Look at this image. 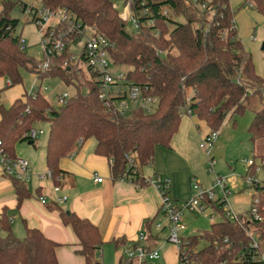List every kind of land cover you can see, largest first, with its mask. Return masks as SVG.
<instances>
[{
	"label": "trees",
	"instance_id": "trees-1",
	"mask_svg": "<svg viewBox=\"0 0 264 264\" xmlns=\"http://www.w3.org/2000/svg\"><path fill=\"white\" fill-rule=\"evenodd\" d=\"M114 3L115 0H41L42 6L70 14L107 38L112 44L114 63L129 68L128 84L141 86L147 89L146 95L157 97L156 109L147 113L133 108L125 116L110 111L100 100L95 76L78 68L71 60L70 49L53 58L54 65L49 70L42 71L41 61H35L21 48V38L16 35L19 20L11 16L14 8L25 13L29 6L5 1L0 12V77L10 79L13 87L22 83V70H26L38 79L59 77L65 85L75 88V94L57 107L42 92L35 96L26 92L9 107L0 105V142L5 155L17 159L16 145L34 144L25 135L36 129V124L47 121L50 129L46 165L54 186H60L64 174L60 160L71 155L79 141L83 145L93 139L94 152L110 162L114 181L124 179L144 187L149 182L142 170L152 164L157 146L171 149L181 125L182 108L189 109L211 131H218L228 115L243 114L254 100L261 108L248 131L253 146L264 141V76L257 74L253 57L239 38L235 11L228 0H134L135 11L147 13L141 17V29L133 33L126 30ZM247 4L264 17V0H248ZM259 159L264 168V154ZM251 171L256 175L257 166ZM8 178L17 206L21 207L32 194L24 181ZM262 184L254 188L251 209L239 214L246 219L242 225L226 217L219 200L214 202L211 207L220 220L205 233L184 238L181 249L188 258L197 264H257L264 257V181ZM253 208L259 219L252 213ZM56 211L61 223L77 239L75 253L85 264H102L95 257L103 244L98 227L74 212L61 208ZM0 217V264H59V243L40 229L27 226L25 237L19 238L5 210ZM151 225L147 221L145 228L149 231ZM252 239L259 242L257 253L250 247ZM135 245L125 240L115 242L121 250L119 264H134L126 261L122 248Z\"/></svg>",
	"mask_w": 264,
	"mask_h": 264
},
{
	"label": "crops",
	"instance_id": "crops-1",
	"mask_svg": "<svg viewBox=\"0 0 264 264\" xmlns=\"http://www.w3.org/2000/svg\"><path fill=\"white\" fill-rule=\"evenodd\" d=\"M5 1L11 0H0V12ZM13 1L33 7L42 6L41 0ZM242 1L230 0L231 8H235ZM242 16L245 18L247 14L244 13ZM3 82L4 79L0 77V105H3L11 88L2 90ZM23 95L24 93H21L12 97L9 106ZM184 117L192 119L180 125L178 133L172 140L171 149L157 146L152 164L142 170V175L149 180L158 176L168 179L170 196L177 202L188 201L192 197L189 178L195 161L193 145H196L202 137L207 136L210 130L205 123L207 129L199 126L198 122H203L196 116H183L182 118ZM47 141L48 138H38L34 144L24 142L16 145L17 158L27 160L31 172L29 183L26 186L32 197L25 200L21 207L17 206L12 181L3 174L0 163V213L5 210L13 223L15 217H11V214L12 211H16L23 221L24 228L25 226L38 228L47 238L59 243L60 247L57 249L59 264H85V262L75 253L77 239L72 230L61 223L56 208L74 212L81 218L89 219L98 227L103 240L99 250L100 258L105 254L103 248L110 245L117 253V264H119L121 250L116 248L115 242L125 240L129 245L137 244L139 236L145 234L147 241L143 244L151 249H159L160 259L165 264H180L178 247L167 242V229L161 232L155 229L157 223L163 225L166 223L159 214L161 196L153 184L148 183L144 187H139L128 181H114L111 177L110 162L95 154L96 142L90 139L83 145L77 146L71 155L60 160L59 166L64 173L60 178L61 195H66L68 200L59 205L55 201L57 195L53 191V181L39 178L48 171ZM95 177L102 178L103 182L96 183ZM212 182L213 176L208 185L205 183L203 185L211 186ZM227 182L228 186H231L232 182L229 178ZM42 196L47 199L45 205L39 200ZM147 221L152 223L149 231L145 228ZM183 236L188 235L185 232Z\"/></svg>",
	"mask_w": 264,
	"mask_h": 264
},
{
	"label": "built area",
	"instance_id": "built-area-1",
	"mask_svg": "<svg viewBox=\"0 0 264 264\" xmlns=\"http://www.w3.org/2000/svg\"><path fill=\"white\" fill-rule=\"evenodd\" d=\"M121 1L124 5V10L122 14L119 12L120 19L126 25L131 24L134 32L139 31L142 25L140 21L141 17L146 15L147 11L140 13L135 11L134 0ZM228 1L230 2V0ZM249 6L251 7V5ZM114 8L117 9L116 3H114ZM25 13L31 17V20L37 25L41 33L42 48L45 56L41 60L40 68L42 71L49 70L54 65L53 58L62 55L66 50L70 49L73 53L71 60L77 63L78 68H85L84 70L88 72V76L92 74L95 76L99 85L100 100L110 111L125 116L133 108H141L147 113H152L156 109L159 103L157 97L146 95L147 89L141 86L129 85L127 80L128 71L115 70L119 66L114 63L110 55L112 44L93 27L82 24L70 14L56 12L44 6H29ZM164 16H168L167 11H164ZM20 46L24 49L25 41L23 39L20 40ZM1 78L4 79L1 87L2 90L12 87L10 79ZM48 90V87L44 88V91ZM39 92H41V88L36 90L33 87L29 94L35 96ZM70 97L67 92L59 95L57 98V106L65 104ZM181 115L182 117L193 116L192 112L186 107L181 109ZM42 134V131L32 129L25 137L30 141H36ZM218 139V131H212L200 145V148L204 150L207 157L209 172L213 176L212 185L205 186L196 179H192L193 194L188 201L177 202L167 193L170 190V182L168 179L160 176L153 180L148 179V182L153 184L160 193V215L166 223V225L157 223L155 229L160 232L167 229V242L178 247V258L181 264H197L188 258L186 253L181 249L182 244L185 243L184 238L186 237L183 235L187 231V225L185 223L186 213L200 212L204 214L214 202L219 200L223 204L226 217L230 221L238 222L241 225L246 222V219L235 213L229 205L228 199L233 192L231 187L228 186L227 179H224L215 171L216 161L212 156V150ZM81 144L82 142L79 141L78 146H81ZM130 162H133L132 157L130 158ZM244 162L248 168V173L245 177L246 184L253 188L263 187V181H258L256 175H253L251 171V168L255 166V162L253 160H245ZM0 163L5 176L24 182L31 177L29 162L21 158L10 159L4 154L1 142ZM258 171L259 168H257ZM39 178L40 180H52V173L48 170L45 174L40 175ZM120 180L126 181L124 179ZM94 181L96 183H102L103 179L95 177ZM61 190L60 186H54L53 188L54 193L57 195L55 201L59 205L66 203L68 200L66 195H61ZM216 190H219L221 193L220 199L216 198ZM39 200L43 205L47 203L46 197L42 196ZM252 213L256 219H259L255 208L252 209ZM211 220L214 223V213L211 216ZM145 241H147V235L141 234L135 246H125L122 248V254L127 262L133 261L134 264H143L161 258L159 249L149 248L143 244ZM250 247L257 253L259 242L256 239H252ZM257 261V264H264V257L261 256Z\"/></svg>",
	"mask_w": 264,
	"mask_h": 264
},
{
	"label": "rangeland",
	"instance_id": "rangeland-1",
	"mask_svg": "<svg viewBox=\"0 0 264 264\" xmlns=\"http://www.w3.org/2000/svg\"><path fill=\"white\" fill-rule=\"evenodd\" d=\"M248 0H243L239 5H236L235 11L236 26L238 28L239 38L241 39L244 48L251 53L256 72L260 76H264V17L261 16L254 7H249ZM116 6L120 14L124 10V5L121 0H115ZM247 14L243 18L242 15ZM11 16L19 20L16 35L20 36L25 41L24 52L35 61H41L45 58L42 48V37L39 28L32 22L31 17L22 12L19 7L13 9ZM126 30L133 33L134 30L131 24L126 25ZM85 69V68H83ZM115 70L127 72L126 66H119ZM23 81L21 84L13 86L7 93L3 106L9 107L12 97L18 96L21 93H29L33 87L41 88L42 95L49 101L53 107H57V98L59 95L67 92L69 96L75 94L73 86H67L59 77L38 79L35 74L26 70H22ZM48 87V91L44 88ZM261 108L257 100H254L251 107L243 114H230L224 120L221 128L218 130L219 139L215 143L212 150V156L216 161L215 171L224 179L231 180V189L233 194L229 197L228 202L231 209L237 214L247 213L253 203V194L255 190L249 187L245 182V177L248 173V168L245 165V160H253L259 171L256 173L258 181H264V168L260 155L264 154V141L259 140L256 146H253L249 127L256 115V112ZM192 118L184 117L181 124H185ZM198 125L207 129L204 123L198 122ZM36 130L43 131L44 135L39 136V139L48 138L50 124L47 121L40 122L35 125ZM202 128V129H203ZM212 132L209 130L208 134ZM206 136L202 137L196 145H193V155L195 158L192 173H190V187H192V179H196L202 184L211 182V174L207 165V157L203 149L200 148L201 143ZM94 141V140H93ZM146 168V167H145ZM146 171V169H145ZM29 180L26 181V184ZM210 186V185H209ZM216 198L220 199L221 193L215 191ZM214 213L213 209L208 208L204 214L200 212L186 213L185 223L187 225L186 234L188 236L200 235L210 229L212 224L211 216ZM15 217L11 223L13 233L19 237H25V228L22 219L18 217L16 211H12L11 217ZM220 220L219 216L215 215L214 222ZM167 236V233H166ZM105 254L100 258L99 250L95 257L98 262L104 264H117V253L110 245L103 248ZM264 252V244L262 243ZM148 264H165L162 259L149 261Z\"/></svg>",
	"mask_w": 264,
	"mask_h": 264
},
{
	"label": "water",
	"instance_id": "water-1",
	"mask_svg": "<svg viewBox=\"0 0 264 264\" xmlns=\"http://www.w3.org/2000/svg\"><path fill=\"white\" fill-rule=\"evenodd\" d=\"M262 50L264 51V45H263V47H262Z\"/></svg>",
	"mask_w": 264,
	"mask_h": 264
}]
</instances>
